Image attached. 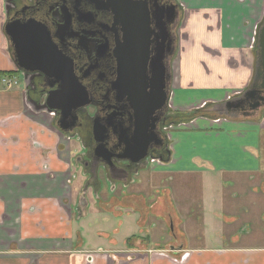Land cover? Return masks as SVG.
<instances>
[{"label":"crops","instance_id":"0c3cea01","mask_svg":"<svg viewBox=\"0 0 264 264\" xmlns=\"http://www.w3.org/2000/svg\"><path fill=\"white\" fill-rule=\"evenodd\" d=\"M6 2L0 0V264H264V235L249 241L232 233L226 241L190 246L182 229L198 224L188 221L172 191L138 186L158 180L156 173L184 170L186 162L192 167L186 169L198 167L206 178L244 171L252 179L258 173L253 188L264 190V110L225 106L252 83L264 0H182L170 103L191 114L209 102L206 115L170 132L171 159L154 164L156 173L139 171L126 185L100 191L82 189L84 177L73 164L78 146L62 137L49 113L28 102L26 83L3 82L20 71L4 28ZM196 146L203 154L195 153ZM158 217L172 221L173 239L151 244L136 235L137 227Z\"/></svg>","mask_w":264,"mask_h":264},{"label":"flooded vegetation","instance_id":"af4514ba","mask_svg":"<svg viewBox=\"0 0 264 264\" xmlns=\"http://www.w3.org/2000/svg\"><path fill=\"white\" fill-rule=\"evenodd\" d=\"M6 23L20 22L47 29L52 43L79 83L81 99L44 104L58 78L35 71L27 76L29 103L49 113L67 141L78 146L75 169L84 177L82 189L101 190L132 179L150 165L170 161L174 128L206 115L207 104L189 111L171 106L172 82L185 18L182 0H7ZM255 33L254 77L232 106L264 110L262 75L257 77L258 37ZM14 56L15 43L8 37ZM15 59V56H14ZM20 72H22L20 70ZM256 80V81H255ZM167 97V98H166ZM60 105V106H59ZM229 107V108H228ZM220 117V116H219ZM211 118V117H210ZM217 119L218 117L214 115ZM221 118V117H220ZM150 140L147 156L136 159L129 146ZM111 153V161L107 160ZM135 158V160H134ZM108 188V187H107Z\"/></svg>","mask_w":264,"mask_h":264},{"label":"rangeland","instance_id":"374dc122","mask_svg":"<svg viewBox=\"0 0 264 264\" xmlns=\"http://www.w3.org/2000/svg\"><path fill=\"white\" fill-rule=\"evenodd\" d=\"M16 78L19 82L18 85H25L22 72L19 71ZM191 147L190 142H187L186 151L187 149L190 151ZM198 147H194L199 150L195 151V153L203 154V150ZM260 153L262 159H264V150L260 151ZM187 154L189 155L190 153L187 151ZM211 154L215 155V151H211ZM261 165L264 167L262 162ZM150 167L147 173L157 171L156 165H150ZM180 168L185 169L174 172H155L159 175L158 180H150V185L147 180H143V184L138 186L142 189L150 187V190H157L160 194H165L164 191L166 189L172 191V200H174L176 205L179 204L180 207L186 209L188 221L192 220V222H197L198 224L197 227L187 226V228L182 229L190 246H195L198 242L201 244L209 243L210 241L214 242L219 237L226 241L229 240L232 233H236L241 239L244 238L249 241L253 237L264 235V190L262 186H258V191L253 188L255 184H258L259 179L256 177L258 173H254L255 178L252 179L244 171L237 173L228 172L227 175L226 173H220L206 178L205 173L200 172L198 167L195 170L186 169L192 168L186 162ZM78 176L81 178L80 176L82 175ZM169 176L171 177L168 178ZM110 185H105L104 188L106 189ZM202 189L212 191L211 195H202ZM217 191H220V193H217ZM208 215L213 216L210 221L204 218ZM231 216L237 217V222H234V219L231 220ZM200 219H202V223H200ZM154 222L143 227H137L136 235L143 239L151 240V244H154L155 241H160L161 238H164V242L168 239H173L171 220L158 217V219H154ZM153 223L154 225H152ZM140 228H142V231H139Z\"/></svg>","mask_w":264,"mask_h":264},{"label":"water","instance_id":"95a60500","mask_svg":"<svg viewBox=\"0 0 264 264\" xmlns=\"http://www.w3.org/2000/svg\"><path fill=\"white\" fill-rule=\"evenodd\" d=\"M36 27V29H33L29 25L18 21L7 22L5 25L6 35L11 37L15 43V61L18 69L24 75L28 98H31V96L29 94L27 75L35 71H40L49 77L58 78V81H60L59 88L50 91L45 98L44 104L51 103L52 101H61L63 106H67L66 103L74 102L75 100L78 103L82 95L81 92L79 93V83L69 74V66L59 55L60 52L52 43L47 29L41 25ZM260 75H262L261 86L264 88V24L260 29L258 37L257 77ZM77 103H73V105L68 104L67 107L62 108L64 112L65 108H68L71 113V106L72 108H76ZM48 111L51 113L50 110ZM149 144L150 140L140 137L134 145L127 148H129L128 151L131 155H136V159H141L147 156ZM112 156L111 153H108L107 160L111 161Z\"/></svg>","mask_w":264,"mask_h":264},{"label":"built area","instance_id":"2783aa9c","mask_svg":"<svg viewBox=\"0 0 264 264\" xmlns=\"http://www.w3.org/2000/svg\"><path fill=\"white\" fill-rule=\"evenodd\" d=\"M3 82L6 85V87H14L15 85L18 84L16 77H13V76L5 77L3 79Z\"/></svg>","mask_w":264,"mask_h":264}]
</instances>
